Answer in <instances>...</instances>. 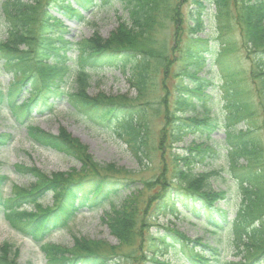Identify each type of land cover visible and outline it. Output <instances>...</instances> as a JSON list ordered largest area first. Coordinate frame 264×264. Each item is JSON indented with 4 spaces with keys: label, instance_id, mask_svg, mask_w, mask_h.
<instances>
[{
    "label": "trees",
    "instance_id": "1",
    "mask_svg": "<svg viewBox=\"0 0 264 264\" xmlns=\"http://www.w3.org/2000/svg\"><path fill=\"white\" fill-rule=\"evenodd\" d=\"M110 1L4 0L0 27L7 26L6 37L0 38V66L14 79L5 92L0 90V107L23 125L32 113H51L57 101L66 100L86 121L112 131L141 164L148 156L147 105L138 108L88 95L90 71L100 67L120 69L137 99L156 87L161 74L162 89L166 95L172 89L173 101L168 105L165 96L160 99L163 126L159 148L182 142L188 135L197 141L182 153H171L173 184L164 182L165 187L151 199L150 219H180V214L198 218L211 234L230 235L236 255L245 252L244 263L227 264H264V140L259 135L264 132V0H121L127 19L118 18L117 28L108 38L94 32L79 42L65 39L62 22L49 12L52 7L57 15L83 23L85 12ZM184 1L191 3L186 28L180 9ZM166 22L174 26L170 46L156 37ZM207 28L208 35L200 37ZM183 30L184 42L179 44ZM235 33L239 39L233 37ZM214 41L223 45L221 52L215 53ZM23 44L26 48L22 50ZM73 49L77 55L69 58L68 52ZM240 49L245 50L244 59L236 54ZM175 63L176 71L172 68ZM170 74L174 78L171 89L164 82ZM24 89L28 96L19 101ZM214 90L218 100L213 98ZM217 104L222 120L213 111ZM238 120L245 122L244 131L236 130ZM217 128L224 129V144L219 145L224 152L210 142V134ZM26 130L35 144L75 159L81 169L49 176L35 166L15 165L18 173L31 176L34 182L28 187H15L13 195L4 197L2 189L8 178L0 175V211L4 218L18 233L42 245L46 264H116L117 260L108 262L109 255L99 249L103 244L99 241L73 238L71 248L43 241L53 231L66 229L83 210L109 204L111 212L103 221L120 244H132L138 234L139 213L145 215L146 211H138L133 193L119 207L114 201L123 190L134 187L133 181L114 175L120 172L114 164L93 161L85 147L64 130L57 134L36 126H27ZM11 140L10 134H0V145ZM220 157L227 160L228 168L240 171L234 181L240 200L233 219L228 210L215 206L220 201L229 203L226 192L211 189L208 182L209 175L216 172L203 170ZM240 160L243 164H238ZM47 193L53 197L51 206L41 204ZM162 228L150 239L152 259L170 248L182 264H220L217 247L186 238L173 227ZM174 239H181V243ZM15 254L13 244L3 242L0 264H18Z\"/></svg>",
    "mask_w": 264,
    "mask_h": 264
},
{
    "label": "rangeland",
    "instance_id": "2",
    "mask_svg": "<svg viewBox=\"0 0 264 264\" xmlns=\"http://www.w3.org/2000/svg\"><path fill=\"white\" fill-rule=\"evenodd\" d=\"M3 1L0 0V17L3 15L1 10ZM190 6V1H184L180 5L184 17L182 24L184 28L187 25L186 14ZM49 12L60 19L62 22V30L64 31V38L70 42H79L80 40L88 39L94 32L101 38L106 39L117 28L118 18L127 19L121 0H111L108 5L100 3L96 9L84 14L85 21L83 23H78L74 20L71 21L63 18L59 14L57 15L52 7L49 8ZM4 22L2 21L1 24ZM6 26L5 23L0 27L2 30L0 38L4 39L6 37L4 33ZM173 27L170 22H166L165 27L159 30L156 36L159 41L164 40L167 46H170L173 42V38L171 37ZM185 32L183 30L181 33L179 44L184 42ZM208 32L209 28L205 29V33L200 32L199 36L206 37ZM233 37L239 39L237 33ZM238 42L237 44L239 46L237 47L239 48L241 44ZM24 47V44L20 45V49L23 50L26 48ZM236 54L239 56L242 55V58L243 56L246 57L245 50L240 49ZM76 55L77 50L75 49L68 52L69 58H75ZM243 61L248 66V62L246 60ZM177 67L178 64L176 63L172 66L174 71L177 70ZM13 79L12 74L2 70L0 66V89L6 91V88H8L9 83ZM162 81L161 74H158L156 87L150 90L151 92L147 93L146 96L137 99L136 91L129 86L125 73L120 69L100 67L90 71L89 86L87 88L88 95L93 97L101 95L106 97L108 101L120 104L128 103L138 108H141L145 104L147 105L145 110V123L149 127L148 156L143 158L141 164L136 161L127 145L112 131L86 121L79 113L73 111V108L66 100L57 102L52 113L45 115H40L36 112L32 113L31 118L28 119V125L36 126L52 134H57L60 130H64L85 147L87 154L93 161L101 164H114L120 170L119 173L113 172L114 175L128 182L133 181L134 187L123 190L115 199L114 205L116 207H119L124 199L133 193L137 196L138 211H146L145 215L138 212L141 215L139 217V224L137 225L138 234L130 245L120 244L110 233L105 221H103V219H106V214L111 212L109 204L96 210L82 211L72 219L66 229L52 233L43 242L71 248L74 245L73 238L99 241L103 243H100L99 249L109 255V263L112 261L116 263L118 261L116 264H152L154 263L152 259L153 254L149 248L153 245L151 244L153 241L150 239L154 236V233L159 232L160 229H163L162 227L167 226L169 228H175L186 238L198 240L202 244L217 247L221 254L220 264L238 261L244 263V259H246L244 257L245 252L241 251L239 255H236L231 244L230 235L226 232L219 236L213 235L204 228L200 221L195 220L193 217H184L181 214L179 216L181 217L180 219L174 216H158L156 221L150 219V216H152L151 209L154 203L151 199L165 187L164 182L167 184L172 183L171 153H182L183 148L189 146L192 141H197V139H194V136L189 135L182 142L173 145L166 143L165 147L162 146L159 148V136L161 135L160 132L163 126V112L161 111L160 99L165 96L166 104H172L173 94L171 86L174 78L170 74L166 78V81H164L169 89H171L167 95L162 89ZM212 94L215 99H218L216 90L212 91ZM27 96L26 90H23L22 97ZM213 111L218 118L220 115H223L220 112V105L218 104L214 107ZM157 112L158 114H156ZM118 115H121V113ZM238 125L241 126L242 124ZM0 134H10L13 139L6 146L0 145V175L8 178V181L2 189L4 197L13 195L15 187H28L34 182V178L31 176L18 173L14 168L15 165L22 167L35 166L36 169L49 176L54 173L78 172L81 169V163L75 159L35 144L28 138L25 125H16L11 114L1 108ZM259 135H262V139L264 140V132ZM224 137L223 128H218L210 134V142L220 150H223L219 145L224 144ZM222 158L213 160L203 170L209 173H218L217 176L209 175L210 186L226 192L229 203L225 205L224 203L216 202L215 204L223 209H228L230 218H232L237 211V205L240 200V197L237 196V186L234 184V178L240 171L239 168L233 170L228 168L227 161ZM240 163L239 161L238 164ZM227 170L230 173L226 172ZM41 204L43 206H51L53 204L52 195L50 193L45 194L41 200ZM29 209L27 208V210ZM3 242L13 244V249L16 252L14 259L18 264H46L47 262V255L42 245L13 229L3 217V212L0 211V246ZM176 243L180 244L181 239L178 242L176 241ZM154 260L159 264H177L179 261L169 249L165 255H157ZM247 263H251V259ZM255 263L257 264L258 262Z\"/></svg>",
    "mask_w": 264,
    "mask_h": 264
}]
</instances>
